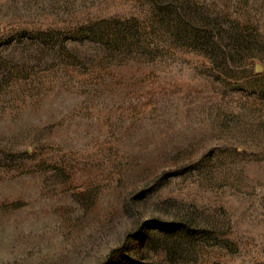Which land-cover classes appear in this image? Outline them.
Segmentation results:
<instances>
[{
	"label": "rangeland",
	"instance_id": "1",
	"mask_svg": "<svg viewBox=\"0 0 264 264\" xmlns=\"http://www.w3.org/2000/svg\"><path fill=\"white\" fill-rule=\"evenodd\" d=\"M0 264H264V0H0Z\"/></svg>",
	"mask_w": 264,
	"mask_h": 264
},
{
	"label": "water",
	"instance_id": "2",
	"mask_svg": "<svg viewBox=\"0 0 264 264\" xmlns=\"http://www.w3.org/2000/svg\"><path fill=\"white\" fill-rule=\"evenodd\" d=\"M256 69H260V66L257 65V66H256Z\"/></svg>",
	"mask_w": 264,
	"mask_h": 264
}]
</instances>
